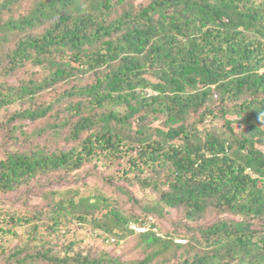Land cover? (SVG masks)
<instances>
[{
	"label": "trees",
	"instance_id": "obj_1",
	"mask_svg": "<svg viewBox=\"0 0 264 264\" xmlns=\"http://www.w3.org/2000/svg\"><path fill=\"white\" fill-rule=\"evenodd\" d=\"M0 264H264V0H0Z\"/></svg>",
	"mask_w": 264,
	"mask_h": 264
},
{
	"label": "rangeland",
	"instance_id": "obj_2",
	"mask_svg": "<svg viewBox=\"0 0 264 264\" xmlns=\"http://www.w3.org/2000/svg\"><path fill=\"white\" fill-rule=\"evenodd\" d=\"M66 186L81 189L84 194H88L89 192H92L99 187H103L104 189H106V187H107L106 185L103 184V182H101V181L95 179L93 176H91V174H87L86 170L82 171L81 175L78 178H74V181L70 182ZM170 230H173V227L171 226V224L168 221H160L158 223V231L163 236H165L166 234L168 235V232H170ZM81 232L82 231H80L79 233H81ZM138 232H141V231H138ZM83 234H84V232H82V234H80V235L83 236V238H84L83 246H85V247L93 246L94 249L99 248V250H102L103 248H109L110 251H113L116 254H123V256L126 259L133 257V255H135V256L138 255V253L131 251V249L134 246L133 242L129 243V244L123 243L120 246L115 245V248H114L113 245L107 246V244L105 242H103L101 238H97L95 236H86V235L84 236ZM179 238L180 239H178L177 241H182V242L184 241L183 239H181L182 237H179Z\"/></svg>",
	"mask_w": 264,
	"mask_h": 264
},
{
	"label": "built area",
	"instance_id": "obj_3",
	"mask_svg": "<svg viewBox=\"0 0 264 264\" xmlns=\"http://www.w3.org/2000/svg\"><path fill=\"white\" fill-rule=\"evenodd\" d=\"M150 224L149 226H143V227H137V226H133V228L137 231H145L147 230L148 228H152L154 231H156L159 235H162L160 234V232L158 231V226L155 225L153 226V223L155 222V220L153 218H150Z\"/></svg>",
	"mask_w": 264,
	"mask_h": 264
}]
</instances>
